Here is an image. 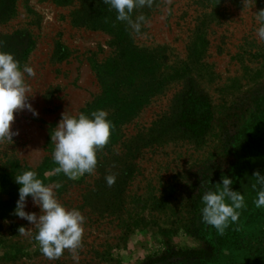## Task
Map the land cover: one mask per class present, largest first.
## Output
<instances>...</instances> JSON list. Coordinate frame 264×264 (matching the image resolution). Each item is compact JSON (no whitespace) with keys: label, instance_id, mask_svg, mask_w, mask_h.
<instances>
[{"label":"rangeland","instance_id":"1","mask_svg":"<svg viewBox=\"0 0 264 264\" xmlns=\"http://www.w3.org/2000/svg\"><path fill=\"white\" fill-rule=\"evenodd\" d=\"M261 10L264 0H151L129 23L103 0H0V51L35 69L39 113L18 112L19 135L0 143V264H76L67 249L47 259L38 228L14 215L15 176L28 170L86 218L79 264H264ZM97 110L114 130L95 172L57 174L52 130L64 113ZM222 175L247 209L220 234L201 211ZM25 210L40 213L31 197Z\"/></svg>","mask_w":264,"mask_h":264},{"label":"clouds","instance_id":"2","mask_svg":"<svg viewBox=\"0 0 264 264\" xmlns=\"http://www.w3.org/2000/svg\"><path fill=\"white\" fill-rule=\"evenodd\" d=\"M118 13L117 20L130 21V14L137 7H143L145 3L150 6L151 0H103ZM138 21H144V17H138ZM257 35L264 40V10L256 14ZM139 32L140 23L132 24ZM3 42H0V47ZM26 75L35 78L36 72L27 64L21 68L20 62L11 53L0 51V143L13 142V136L19 135L12 131L15 115L25 109L33 116L39 113L28 102L31 87L26 82ZM105 110H97L91 116L80 113L78 116L62 114L61 121L52 130L51 141L54 143L52 153L57 174L63 173L70 180H77L85 174L95 172L98 164V151L102 150L110 141L114 130V124L108 118ZM257 183L264 186V174L259 171L254 173ZM109 187L116 183V176L106 177ZM15 183L19 187V199L14 215L28 221L38 228V234L34 239L40 245V251L49 260L59 259L64 250H70L76 264H79L78 250L82 249L85 217L78 209H67L56 195L54 188L61 185H45L38 178L35 171L28 170L15 176ZM234 180L222 175L221 183L212 189L205 191L202 196V222L215 228L220 234L230 224L239 221L243 210L247 209L245 195L233 190ZM256 185H253L255 188ZM29 197L35 207L40 210L37 213H29L27 202ZM258 209H264V190L257 192V198L253 201ZM25 229L20 228L23 232Z\"/></svg>","mask_w":264,"mask_h":264}]
</instances>
